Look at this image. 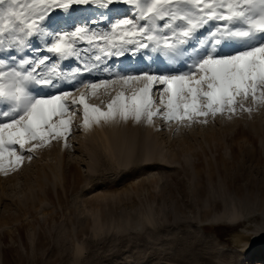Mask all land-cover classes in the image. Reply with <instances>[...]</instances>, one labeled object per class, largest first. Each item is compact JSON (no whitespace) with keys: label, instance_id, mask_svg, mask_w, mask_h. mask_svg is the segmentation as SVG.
I'll return each instance as SVG.
<instances>
[{"label":"rangeland","instance_id":"obj_1","mask_svg":"<svg viewBox=\"0 0 264 264\" xmlns=\"http://www.w3.org/2000/svg\"><path fill=\"white\" fill-rule=\"evenodd\" d=\"M95 11L74 6L70 23ZM157 57L143 50L108 66L112 74L187 70L186 56ZM110 98L98 92L88 102L105 108ZM244 105L253 111L187 127L158 117L154 126L104 125L111 145L99 125L81 127V108L67 147L52 140L0 174V264H264V105ZM134 149L151 162L131 161Z\"/></svg>","mask_w":264,"mask_h":264},{"label":"snow or ice","instance_id":"obj_2","mask_svg":"<svg viewBox=\"0 0 264 264\" xmlns=\"http://www.w3.org/2000/svg\"><path fill=\"white\" fill-rule=\"evenodd\" d=\"M74 6L96 11L70 23ZM143 50L186 56L187 70L111 73L112 58ZM99 71L108 77L92 79ZM98 92L111 96L105 108L88 102ZM249 100L264 105V0H0V174L19 170L52 140L67 147L81 108L85 131L154 126L157 117L187 127L251 113Z\"/></svg>","mask_w":264,"mask_h":264},{"label":"bare ground","instance_id":"obj_3","mask_svg":"<svg viewBox=\"0 0 264 264\" xmlns=\"http://www.w3.org/2000/svg\"><path fill=\"white\" fill-rule=\"evenodd\" d=\"M94 126V125H93ZM100 127H99V129H101V131H102V134H101V136L102 135H104V136H102V137H104L105 138V140H106V142L108 143L109 142V144L111 145L112 144V140L110 139V137H109V133H108V130L104 127V125H99ZM100 131V132H101ZM114 141V144L113 145H115V146H120V143L118 142V139L115 141V140H113ZM135 149L130 153L131 155H130V160L131 161H133V162H136L138 165H140L141 166V164L143 165H145V164H148V163H150L151 162V160H150V158H146L145 160H142L141 161V159L140 158H138V156H135ZM130 161V162H131ZM140 161L142 162V163H140ZM139 162V163H138ZM137 164L136 165H134V166H137ZM130 165H126L125 167L126 168H128Z\"/></svg>","mask_w":264,"mask_h":264}]
</instances>
